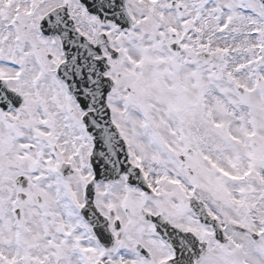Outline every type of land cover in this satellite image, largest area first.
Wrapping results in <instances>:
<instances>
[{"label":"rangeland","instance_id":"374dc122","mask_svg":"<svg viewBox=\"0 0 264 264\" xmlns=\"http://www.w3.org/2000/svg\"><path fill=\"white\" fill-rule=\"evenodd\" d=\"M39 1L27 0L26 2L24 0L21 3V0H17L16 2L20 3L18 5H24V10L32 18H41L40 16L46 12V9H44L45 6H39ZM172 1H177V8L182 7L184 12L187 13L189 10H193V5L197 8L201 2L204 3V0H168V2L161 5L163 12L161 11L160 14L155 13L154 9L149 8L142 2L136 5L132 4L129 10L137 20L133 29L129 32L115 31L112 32V37L110 35L115 47L119 49L121 54L119 60L115 63L117 74L127 73L131 75L129 81H125L123 78L117 80L115 95L118 97H115L111 102L114 106L119 107V110H122L118 106L121 98L118 90L120 87H131L136 92L137 98L129 97L125 103L126 109L135 113V111L145 110L152 106L159 116H165L164 126H170L171 124L177 125V119L172 117L171 113L184 112L183 115H186L187 97L199 93L207 95L209 97L208 105L213 106V109L220 110L222 114L214 113L211 115V123L209 120L200 117L198 111L194 113V117L190 116V113L186 117L194 121L196 127H202L204 130L208 127L210 131L212 126L223 129L218 136L223 137L225 135V137L220 139L216 135L219 138L217 140L215 134L212 133L208 137V142L215 149L211 151L210 157L224 166L225 169L220 173L222 177L219 178L209 174H206L205 177L199 171L198 180L200 181L198 182L203 183H197L194 186H190L192 184L187 180L186 187L177 191L164 188L165 197L163 196L162 200L156 202L155 207L151 208L161 209L162 213L171 218L173 222L177 219L187 220L189 213L186 198L193 194H200L201 191L203 193L209 192L227 203V220L229 223L248 228L250 233L264 230V189L262 188V184H264V16L259 10L258 23L253 22L251 16H243L247 8L257 11L254 0H215L217 6H213L218 8L216 13L218 18H210L209 28L213 29L207 37L208 50L212 53L213 59L211 67L206 68L205 71L188 65L192 62L189 59L180 58L175 60L172 58L171 51L166 46L167 43H170L169 37H166V45L162 44L154 35H150L149 38L144 37L146 32H155L157 29L159 31L161 29L168 30V28H171L170 26L177 28V17L183 18L184 14L182 12L178 14L177 8L175 10L171 7ZM31 3L33 4L31 5ZM68 3L71 5L72 12L79 16V18L76 17L79 27H83L84 31L90 30L87 33L88 35L92 31L89 37L94 40L93 19L86 17L83 8L75 0H68ZM240 6L241 10L238 11ZM10 7L12 8V6ZM224 13H227L226 15L229 18H225L227 20L222 24L223 18L220 17ZM143 15L152 18L149 28L139 25ZM213 15L211 12V17ZM160 16L164 18V21L159 20ZM224 25H230L233 28L232 35H228L230 29L221 31ZM106 27L110 26L107 25ZM251 29H254L258 36H251ZM140 31L143 33V37L138 35ZM241 31L243 32L241 33ZM28 32L27 36H30V39H27V41L30 42L32 33L31 30H28ZM34 46H32V54L37 56L38 52H35ZM156 58L164 59L162 62L165 64V72L169 74L170 71L172 73V83L168 85L162 83L159 80L161 73L150 67L145 68L144 71L148 81L145 79L138 82L137 78H132L138 77L133 69L135 66L140 65L142 62L155 63L156 60L154 59ZM181 80L185 82L186 89L179 88L182 85ZM195 84H198V86ZM237 86L243 88L244 95L238 93ZM188 94L189 96H187ZM139 96H141L140 106L134 102ZM71 102L68 99L67 107H72ZM63 104L64 102H61V106ZM51 106L53 109H57L52 101ZM125 106H123V110H125ZM73 108L77 110L74 105ZM113 109L115 110V108ZM131 116L133 120H136L132 130L139 135V138H142L143 134L147 132L141 127L139 119L133 114ZM146 128L147 131H150V128ZM26 129H29V127ZM186 130L200 133L199 128L192 127L191 130L189 128ZM140 142L149 141L145 139ZM22 144L19 146V155L21 156L19 165L14 173L27 174L29 170H37L38 163L33 159V156L26 152V148ZM154 150L147 151L140 147V150L133 151V154H146L148 159L153 155L164 161L166 157L162 155L163 153L157 149ZM172 167L174 168V166ZM176 168L180 167L177 166ZM224 174H226V177ZM203 178L205 180H201ZM70 183L75 185V189L81 185L78 182L63 180L59 177L49 181L45 189L44 183L43 185H32L35 187V193H40L44 198L50 194L47 199L51 200L53 207H60V205L63 207L66 204L61 202L60 191L68 190L66 186H69ZM113 186L118 192L127 191L130 200L133 202L142 199L138 192L127 188L124 183H115ZM157 190H160V188ZM164 191H161V194ZM55 198H59V200L54 201ZM142 201L136 208L127 212V215L133 216V220L136 219L134 213L142 208ZM145 228V224L141 221L140 223L133 222L127 228L128 239L132 245L141 241L142 234L140 233L145 231ZM228 233L244 249L238 255L256 256L264 254V251L260 248L264 245L263 241L256 243L250 235H242L232 230L230 226ZM235 255L237 256L236 253ZM37 264L43 263L37 262Z\"/></svg>","mask_w":264,"mask_h":264},{"label":"flooded vegetation","instance_id":"af4514ba","mask_svg":"<svg viewBox=\"0 0 264 264\" xmlns=\"http://www.w3.org/2000/svg\"><path fill=\"white\" fill-rule=\"evenodd\" d=\"M2 5L3 0H0V80L3 81L0 82V94L5 95L8 102H11V95L3 87V84L7 85L10 90L23 96L24 103L21 108L11 109L8 112L0 109V166H3L6 160L11 164L16 160V146L19 139L16 145L14 139L22 123L20 119L23 118L29 122L33 116L35 119L47 120L42 127L47 134L46 143L56 152H61V159L72 165L78 163L82 167L87 156L83 154L84 138L81 128L66 126L62 121L64 116L59 112L31 110L27 100L31 92L30 85L26 80L19 78V66L26 67L29 58H19L12 48L14 40L19 38L18 34H25V32L13 30L19 26L21 18H4ZM192 34L194 37L197 36L193 30H190L187 36ZM185 36L186 34L183 35ZM35 38L39 39L46 53H54L51 56L52 59L58 58L60 46L57 40L53 41L49 37L48 42L43 40L46 37L40 35ZM193 56L197 60V55ZM19 60L21 62H18ZM2 61L4 65H1ZM54 69L53 64H47L42 80L48 77V70L54 72ZM6 106L8 107L9 104ZM113 119L129 129L130 122L126 116L117 120L113 117ZM22 125L25 124L22 123ZM12 136L9 146L8 140ZM171 139L168 135L167 140ZM170 146L172 149L177 148L173 144ZM166 149L169 150V148ZM79 172L80 175H75L79 178L86 177V172L80 170ZM14 179L8 173L0 174V264H19V262L20 264H35L37 260L45 264H167V261L173 257L172 252L162 245L152 232V226L147 222L145 231L140 233L142 234L140 242L144 246L154 248L152 250L154 261H147L144 256L135 251L137 244L134 246L131 244L127 231V228L133 222L135 223L133 216L127 215V208L118 212L110 210L111 206L116 203L111 201L112 198L116 199L115 192H109L105 197L96 198L97 208L107 220H105L106 226L111 235V240L105 246V243L101 244L93 235L89 224L79 214V208L76 212L77 217H73L67 207H53L51 200L47 199L50 194L45 196L40 203L35 204L33 201L36 194L35 187L28 185L26 189L21 190L15 186ZM46 182H49V179ZM45 188L46 185H44ZM78 189L76 195H71V199L72 203L81 206L84 201V192L80 185ZM53 200L58 201L59 198ZM198 200L203 203L207 212L219 222L226 233L227 203L209 192L199 195ZM148 206L149 202L145 199L140 210ZM157 210L159 209L151 208L146 211L157 214ZM189 226L190 231L199 238L202 244L207 246L203 258L198 261L194 259L191 264H264V254L238 255L239 243L236 241L234 243V239L232 241L229 239L226 243L219 242L211 228L201 224L193 214ZM261 248L264 251V245ZM179 264H189V262Z\"/></svg>","mask_w":264,"mask_h":264},{"label":"water","instance_id":"95a60500","mask_svg":"<svg viewBox=\"0 0 264 264\" xmlns=\"http://www.w3.org/2000/svg\"><path fill=\"white\" fill-rule=\"evenodd\" d=\"M260 1L264 5V0H260ZM69 68L70 67H69V64H68L64 68V70H68ZM101 75H102V71H96V73L94 75L96 82H98L101 85V86L100 85H98V86H99L100 92H101V103H102V106H100V107L95 106V107H97V109L99 111H103L104 115H99V116H96V117H105V119L107 120L108 119V112L105 109L106 108L105 107V105H106L105 104V98H106L107 93L111 89V84L109 82L104 81L102 79V76ZM81 81L84 84L83 86L92 87V90H91L90 94L91 95H94L95 92H96V88L92 86V82L87 81V79H85V76L84 75H81ZM79 96H80L79 102H80L81 106L84 109L93 107L92 104L90 103V102H92L91 96L90 95H87L86 94V91L82 92L81 95H79ZM92 116H94V115L89 116V118L92 117ZM94 120H95V118H91L90 119V122L88 124L90 127H92V125L95 126V122H94V124L92 123ZM88 125H86V126L89 129ZM94 134L98 135L97 131H95ZM95 145H96V152L98 154H100V152H101V145H100V143H97L96 142ZM111 148H112V151H111ZM109 153H110V156H112L113 159H114V164H112V166L114 167L115 172H112V175H113L114 178H118L120 176V173H122V171H124V170L127 171V169H128V163H127V152H126V150H125L122 142L119 141V139L117 138V136H115V142H114V144H112L110 146V148H109ZM102 170L101 169L100 170L98 169V172H101ZM131 173L134 174V172L132 170H131ZM133 176L134 177L131 180V183L132 184L134 183L135 180L138 179L137 176H135V175H133ZM136 183H139V182H136ZM160 234H161L162 237H165L170 242V244L173 247H175V240L174 239H176V238H174V237L171 238V237H169L167 235L165 236V234H164L163 231H160ZM180 236H184L182 238H186V235H180Z\"/></svg>","mask_w":264,"mask_h":264}]
</instances>
